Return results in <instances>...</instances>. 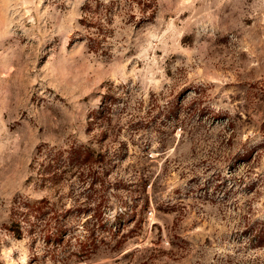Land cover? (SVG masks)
<instances>
[{
  "label": "rangeland",
  "instance_id": "obj_1",
  "mask_svg": "<svg viewBox=\"0 0 264 264\" xmlns=\"http://www.w3.org/2000/svg\"><path fill=\"white\" fill-rule=\"evenodd\" d=\"M87 1L0 0V264H264V0Z\"/></svg>",
  "mask_w": 264,
  "mask_h": 264
},
{
  "label": "trees",
  "instance_id": "obj_2",
  "mask_svg": "<svg viewBox=\"0 0 264 264\" xmlns=\"http://www.w3.org/2000/svg\"><path fill=\"white\" fill-rule=\"evenodd\" d=\"M125 2V6L129 7V11L135 9V13L131 18H135V15L139 13V20L145 21L150 20L155 11L156 4L155 0H111L109 2H103L101 0H88L85 4L83 10L85 16L82 18L87 26L95 27L96 30L89 34V42L91 43L90 49L101 48L106 34L109 32L108 24L111 21L112 11L114 8L118 9L123 8L122 3ZM94 47V48H93ZM72 160L86 162L88 159L92 158V154L88 149H81L73 151ZM101 159H104V156L99 155ZM55 175V174H54ZM254 231V232H253ZM252 232L250 234V241L257 244V246H264V221L260 222L258 226L252 227Z\"/></svg>",
  "mask_w": 264,
  "mask_h": 264
}]
</instances>
